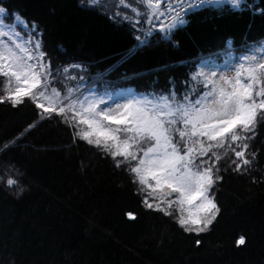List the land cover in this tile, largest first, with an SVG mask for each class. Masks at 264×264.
<instances>
[{
  "label": "trees",
  "instance_id": "trees-1",
  "mask_svg": "<svg viewBox=\"0 0 264 264\" xmlns=\"http://www.w3.org/2000/svg\"><path fill=\"white\" fill-rule=\"evenodd\" d=\"M2 6L37 25L53 70L81 65L89 86L106 83L117 93L167 91L169 81L183 92L202 62L222 66L264 43V0H247L239 12L226 5L194 11L170 41L154 29L145 36L148 24L110 19L113 9L91 8L86 0ZM136 36L147 43L137 46ZM4 86L0 78V95ZM251 152L245 174L233 171L227 157L221 161L222 179L209 191L219 212L197 235L148 208L129 172L74 138L61 117L42 114L27 96L16 107L0 103V264H264V123ZM8 177L19 186H8Z\"/></svg>",
  "mask_w": 264,
  "mask_h": 264
},
{
  "label": "snow or ice",
  "instance_id": "snow-or-ice-1",
  "mask_svg": "<svg viewBox=\"0 0 264 264\" xmlns=\"http://www.w3.org/2000/svg\"><path fill=\"white\" fill-rule=\"evenodd\" d=\"M86 3L113 9L110 19L133 28L150 25L145 36L158 28V34L169 41L188 23L186 17L194 9L226 5L239 12L247 6V0ZM40 37L35 23L10 12L0 0V78L5 81L0 103L8 101L16 107L27 96L42 114L61 117L73 129L74 138L95 146L111 157L116 168L129 172L148 208L173 217L187 233L205 231L219 212L209 191L222 179L221 161L227 157L233 171L245 174L255 160L249 149L257 126L264 123V43L256 45L258 53H243L222 66L202 62L190 73L183 92L169 81L172 86L167 91L117 93L106 83L101 88L89 86L81 65L53 70ZM136 40L137 46L147 43L140 36ZM135 51L136 47L129 54ZM231 52L229 41L224 54ZM6 183L19 186L12 177ZM243 241L241 237L238 243ZM200 243L195 240L197 246Z\"/></svg>",
  "mask_w": 264,
  "mask_h": 264
},
{
  "label": "built area",
  "instance_id": "built-area-1",
  "mask_svg": "<svg viewBox=\"0 0 264 264\" xmlns=\"http://www.w3.org/2000/svg\"><path fill=\"white\" fill-rule=\"evenodd\" d=\"M201 8H203V7H201ZM201 8L194 9V10L190 11L189 14H190L191 12H193V11H195V10H198V9H201ZM189 14H188V15H189ZM186 18H187V17H186Z\"/></svg>",
  "mask_w": 264,
  "mask_h": 264
}]
</instances>
